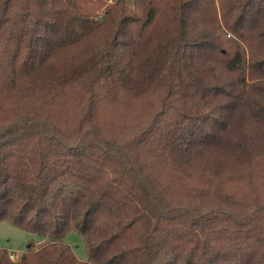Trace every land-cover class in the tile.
<instances>
[{"label":"trees","instance_id":"1","mask_svg":"<svg viewBox=\"0 0 264 264\" xmlns=\"http://www.w3.org/2000/svg\"><path fill=\"white\" fill-rule=\"evenodd\" d=\"M3 220L0 264H264V0H0Z\"/></svg>","mask_w":264,"mask_h":264},{"label":"rangeland","instance_id":"2","mask_svg":"<svg viewBox=\"0 0 264 264\" xmlns=\"http://www.w3.org/2000/svg\"><path fill=\"white\" fill-rule=\"evenodd\" d=\"M29 238L30 234L23 229L6 220L0 221V247L6 248L8 252H14L17 257L20 256L25 250ZM65 238L73 246L75 254L84 259L86 251L81 238L73 232L66 234Z\"/></svg>","mask_w":264,"mask_h":264},{"label":"built area","instance_id":"3","mask_svg":"<svg viewBox=\"0 0 264 264\" xmlns=\"http://www.w3.org/2000/svg\"><path fill=\"white\" fill-rule=\"evenodd\" d=\"M44 242H45L44 239H39V240L35 241V246H36V247H39V246H41ZM14 254H15L14 252H8V255H9V257H10L11 259H16V258H17V256H15Z\"/></svg>","mask_w":264,"mask_h":264},{"label":"water","instance_id":"4","mask_svg":"<svg viewBox=\"0 0 264 264\" xmlns=\"http://www.w3.org/2000/svg\"><path fill=\"white\" fill-rule=\"evenodd\" d=\"M28 245V244H27Z\"/></svg>","mask_w":264,"mask_h":264}]
</instances>
